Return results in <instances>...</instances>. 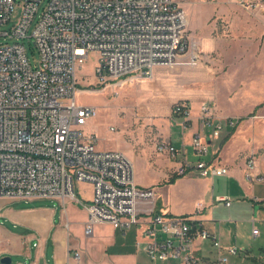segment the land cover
<instances>
[{
	"label": "built area",
	"instance_id": "1",
	"mask_svg": "<svg viewBox=\"0 0 264 264\" xmlns=\"http://www.w3.org/2000/svg\"><path fill=\"white\" fill-rule=\"evenodd\" d=\"M243 6L258 9L264 0H240ZM43 0H0V26L9 23L18 5L22 11L10 31L0 36L15 38L13 44L0 43V198L31 200L58 199L79 202L88 213L85 234L96 225L110 223L126 232L143 227L147 240L137 242L152 261L176 260L201 264V242H210L227 263L239 253L227 249L219 234L208 230L195 213L175 216L157 204L155 189L135 182L134 167L121 151L98 147L96 134L83 128L97 115L92 106L77 103V69L95 54L100 82L127 75L154 78L158 66L174 68L199 64L197 45L188 32V16L183 0H48L32 37L39 50L34 68L21 39L39 12ZM175 116L188 120L191 109L178 103ZM200 129L193 136L194 165L187 160L178 173L194 169L201 177L229 175V168L208 159L205 127L217 137L226 127H235L233 118H219L204 103L198 116ZM185 121L183 128H187ZM111 131H115L111 127ZM159 154L176 158L182 150L162 140ZM254 154L247 158L245 179L263 183L256 173ZM76 182L93 185V198L82 201L75 194ZM217 202L232 205L230 196H216ZM199 204L197 212H202ZM253 235L259 230L253 228ZM81 259V252H75Z\"/></svg>",
	"mask_w": 264,
	"mask_h": 264
},
{
	"label": "crops",
	"instance_id": "2",
	"mask_svg": "<svg viewBox=\"0 0 264 264\" xmlns=\"http://www.w3.org/2000/svg\"><path fill=\"white\" fill-rule=\"evenodd\" d=\"M243 7L248 12L251 11L246 14V19L248 20L250 16V18L255 17L264 29V6L258 9ZM188 20L190 26L191 17L188 16ZM231 21L233 24L236 23L234 17ZM234 26L231 25V30H235ZM197 39L200 57L197 66L175 69L158 66L154 69L153 79L136 75L131 78V83L134 82L138 89L135 98L145 103L144 106L147 109L144 115L148 117L142 125L139 120L133 119L134 124L141 126L142 137L137 138L138 144L141 140L137 145L141 148V153L139 154L140 150L136 152L137 154L131 151V157L123 153L134 167L133 160L141 157L143 160V150H150L147 162L157 179L143 182L140 176L138 178L134 167L135 182L141 187L155 189L157 204L164 212L175 216L192 214L202 203L205 209L198 216L208 230L219 234L223 246L222 254L226 255L227 249L232 246L242 248L236 256H230L227 263H220V256L216 260L209 255L212 249L216 250L211 243L201 242L199 244L201 248L199 254L203 259L201 264H264V247L260 246L258 252H254L253 249H244L245 244L239 237L237 224L233 221V216L240 211L242 206L249 211L248 213H251L250 223L253 228H256L257 223L264 222V182L250 183L245 179V173L248 171L247 158L251 154H254L257 160L255 172L264 174V121H257L253 125L248 122V118L255 116L256 111L259 112V116L264 117V102L259 100L262 95L251 91L243 97L237 96L231 99L226 91H222L219 77L216 76L217 72H213L221 63L220 53L225 54L221 39L214 34V28L208 29L205 35L201 34V37ZM211 83L215 85L214 89L208 87ZM178 103H184L190 107V119L186 120L173 114V108ZM204 103L212 104L211 111L217 117L233 118L236 121L235 127L224 128L217 137L213 136V129L209 126L205 127L203 134L209 144L208 159L218 166L229 168V175L226 176H230L231 170L234 175L238 176L241 187L246 188L247 194H250L243 202L237 203V209L229 210L228 208L232 205L227 207L224 204L228 216L216 214L221 202L219 204L214 200V189L210 190L208 183L210 181L208 178L215 177H201L196 170L190 169L183 177L169 182L178 173L179 167L185 160L190 166L195 164L196 157L192 152L191 144L194 134L200 129L198 116ZM155 106L158 108L157 112L152 113L151 110ZM161 112L167 117L164 119L150 118V115H161ZM245 113H248L247 117L237 119L236 116ZM185 121L188 127L184 129ZM172 128L176 130L173 131ZM155 129L158 132H154ZM162 140H168L182 151L176 158L157 153L156 145ZM161 157L164 159L162 163L158 161ZM56 201H59L61 206L51 210L52 213L45 218L51 226L48 232L45 229H42L38 235L3 232L0 236L1 258L10 257V264L15 262L13 257L16 258V264H182L176 260L152 261L142 248L137 247V242L147 240L141 226H134L123 232L110 223L99 224L95 226L93 233L87 236L85 234L88 221L86 209L82 206L81 216L77 215L75 209L71 210L74 213L72 217L68 206L74 208L76 201L70 199L64 201L56 199ZM60 209L62 212L60 222H58L57 215ZM260 236L261 231L259 230V235L255 237ZM76 251L81 252L80 260L75 258ZM216 252L219 255L217 250Z\"/></svg>",
	"mask_w": 264,
	"mask_h": 264
},
{
	"label": "rangeland",
	"instance_id": "3",
	"mask_svg": "<svg viewBox=\"0 0 264 264\" xmlns=\"http://www.w3.org/2000/svg\"><path fill=\"white\" fill-rule=\"evenodd\" d=\"M47 2L48 0H43L38 14L28 30L27 37L20 40L25 45L27 56L34 68L39 63V50L32 33ZM240 3V0H183V8L187 16L191 17L188 32L193 43L198 45L197 38L201 37V34L205 35L208 29L214 28V34L221 39V45L225 50L224 55L220 53L221 63H219L216 71H213L217 72L216 76L219 77L222 91H226L231 99L237 96L243 97L252 91L262 95L259 100L264 102V29L258 24L259 22L255 17L250 18V16L248 20L246 19V14L251 11L248 12ZM21 11L22 9L17 5L12 20L0 26V33L12 29L19 20ZM233 17L236 19L235 24L231 21ZM231 25H235V30H231ZM14 42H16L15 38L0 36V43L13 44ZM97 67V56L91 54L89 59L77 69V103L95 107L98 111L97 115L88 121L83 130L88 134H96L100 149L122 151L131 157V151L136 153L141 149L137 146L141 140L138 144L137 138L141 139L142 137L140 125L146 122L145 118L148 116L144 114L147 108L144 106V102L141 101V103L135 98L138 89L134 82L131 83L134 74L118 79H109L103 83L97 76ZM187 67V65H181L171 69ZM214 86L212 83L208 84L209 88L214 89ZM210 106L212 107V104ZM157 109L156 106L153 107L152 113H156ZM163 115L164 113L161 112V115H150V118L164 119L167 117ZM247 115L248 113H245L236 117L240 119L247 117ZM133 119L139 120L140 125L134 124ZM260 120L264 121V117L259 116L258 111H256L255 116L248 118V122L252 125ZM111 127H114L115 131H111ZM155 128L157 127L155 126ZM172 129L173 131L176 130ZM154 132H158V130L155 129ZM149 153L150 150H143V160L142 157L133 160L136 174L138 178L140 176L143 179V182L157 179L147 162ZM162 160H164L162 157L158 158L160 163ZM211 179L208 178L210 180L208 183L210 190L214 189V197L227 195L232 199V207L228 208L229 210L237 209V203L243 202L250 195L247 194L246 188L241 187L238 176L234 175L231 170L230 176ZM74 187L76 196L82 201L87 202L93 198V185L91 183L76 182ZM8 200L11 199L0 198V236L4 231L25 235H38L42 229L48 232L51 226L45 218L52 213L51 210L61 206L56 199L34 198L14 202ZM224 204L221 202L219 205L217 215H227ZM73 206L74 208L68 206L69 212L75 209L77 215L81 216L83 204L80 205L79 202H76ZM203 211L199 213L195 211L194 213L201 215ZM61 212L60 209L57 215L58 222H60ZM248 212L241 206L240 211L233 216V221L237 224L239 237L245 244L244 249H253L254 252H258L260 246L264 247V222L256 224V228L261 231V236H253V226L250 223L251 213ZM70 213L73 217L74 213L72 211ZM209 255L218 260L219 255L216 250L212 249ZM13 259L14 264H16V258L13 257ZM0 264L2 263L0 262Z\"/></svg>",
	"mask_w": 264,
	"mask_h": 264
},
{
	"label": "trees",
	"instance_id": "4",
	"mask_svg": "<svg viewBox=\"0 0 264 264\" xmlns=\"http://www.w3.org/2000/svg\"><path fill=\"white\" fill-rule=\"evenodd\" d=\"M189 171H190V169L187 170L185 174H179V173H177L176 175H174V176L169 180V182H174L175 179H177L178 177H183V176L186 175Z\"/></svg>",
	"mask_w": 264,
	"mask_h": 264
},
{
	"label": "water",
	"instance_id": "5",
	"mask_svg": "<svg viewBox=\"0 0 264 264\" xmlns=\"http://www.w3.org/2000/svg\"><path fill=\"white\" fill-rule=\"evenodd\" d=\"M0 262L2 264H10L11 263V258L10 257L1 258Z\"/></svg>",
	"mask_w": 264,
	"mask_h": 264
},
{
	"label": "bare ground",
	"instance_id": "6",
	"mask_svg": "<svg viewBox=\"0 0 264 264\" xmlns=\"http://www.w3.org/2000/svg\"><path fill=\"white\" fill-rule=\"evenodd\" d=\"M98 112V111H97Z\"/></svg>",
	"mask_w": 264,
	"mask_h": 264
}]
</instances>
